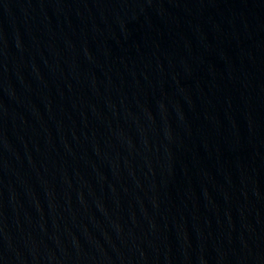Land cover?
Masks as SVG:
<instances>
[{
	"label": "water",
	"instance_id": "1",
	"mask_svg": "<svg viewBox=\"0 0 264 264\" xmlns=\"http://www.w3.org/2000/svg\"><path fill=\"white\" fill-rule=\"evenodd\" d=\"M0 264H264V0H0Z\"/></svg>",
	"mask_w": 264,
	"mask_h": 264
}]
</instances>
